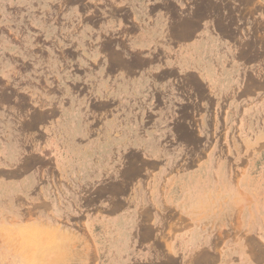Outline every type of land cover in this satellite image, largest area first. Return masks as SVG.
<instances>
[{"label":"snow or ice","instance_id":"obj_1","mask_svg":"<svg viewBox=\"0 0 264 264\" xmlns=\"http://www.w3.org/2000/svg\"><path fill=\"white\" fill-rule=\"evenodd\" d=\"M82 3L83 0H40L36 5L38 8H54L55 11L51 15L45 12L42 24L28 25L29 35L35 32L38 39L30 38L26 43L23 40L16 41L24 49L23 55L30 58V62L22 65L23 70L13 77L17 81L22 77L26 81L30 79L32 84V91L21 89L28 92V95L21 98L22 104L16 105L20 109L22 120L34 121L33 126L38 127L47 123L48 112L51 111L53 119L62 113L71 112L79 121L75 133L76 142L71 149L76 159L70 178L80 203L75 205L77 213H68L79 219L84 218L86 211L94 214L96 211L120 210L119 193L115 190L129 174L142 173V169H137V163L143 162L140 156L145 152L149 156L157 153L158 164L170 165L171 172L179 168L182 174L187 175L185 169H196L195 159L184 161V167L181 168L179 161H183L184 157L173 151V147H179L180 142L185 140L186 128L183 125H177L174 133L165 129L169 133L167 143L148 137L145 133L147 124L135 131L139 125L141 109L149 113L152 111L149 107L152 97L145 95V92L155 89L162 93L168 102L164 111L169 113L175 110L181 93L186 98L191 88L203 86L200 78L195 75V68L183 67L185 52L196 53L189 60L191 64L211 61L217 67L220 53H227L230 64L239 62L245 68L251 64V73L256 70V65L252 64L255 58L252 41L255 39L260 48V86L264 91V0H233V7L237 9L251 7L253 10L249 13L250 16L262 14L258 29L255 26L249 27L243 14L238 17H228L223 13L219 16L214 13L205 14L199 0H172L166 30L156 32L159 39L154 45H141L127 36L123 25L108 19L110 13L105 14L103 22L93 20L92 12L84 8ZM108 4L118 7L116 0H108ZM88 7L98 12L105 7V3L104 0H89ZM157 7L164 5L157 4ZM168 11L165 8V13ZM153 14L155 15V9ZM160 19L161 16L156 17L157 25ZM3 31L7 33V28H3ZM120 37L123 39H119ZM165 44H170L166 50L167 57L161 54L165 51ZM153 47H159L161 53L153 52ZM65 50L67 55L64 54ZM158 55L159 63L155 59ZM8 59L12 62L4 66L3 71L7 75L0 77V85L8 76H12L16 70L15 65L20 63L19 60ZM32 62L36 64L35 69L32 68ZM168 68L172 71L162 72V69ZM26 72L30 75L25 76ZM169 75L176 79L168 80ZM124 83L129 85L127 93L115 89L117 84ZM106 85H110L112 90ZM8 103H11L10 99L4 101L5 106ZM114 103L121 105L116 112L119 121L114 126L112 139L107 143L105 152L100 154V160L97 161L94 147L85 153L83 147L77 148L75 145H89L92 140L105 143L106 129L113 117L109 109ZM90 109L96 110L95 117ZM117 127L122 130L119 136L115 134ZM134 131L135 134H131ZM32 143L34 140L30 137V153L34 155L10 149L3 156L4 162L0 163V188L11 184L16 175L13 169L22 168L28 174L35 172V183L30 181L19 184L11 198H5L2 202L0 250L25 252L30 257L25 264H73V260L66 257L82 238L72 233L65 234L62 228L57 227L67 224L64 215L57 216L55 211L49 212L54 206L61 205L62 197L58 199L57 193H63L62 186L67 185L68 180L61 177L58 171L41 176L34 160L42 157L43 152L39 147L31 149ZM253 150L264 153V139L254 149H250L249 154ZM169 153L170 156L167 155ZM10 159L11 166L8 163ZM245 163L246 157L242 159L240 167L243 168ZM85 172L87 176L80 179ZM241 174L240 171L233 174V188L236 187L238 177H241L242 182L247 179ZM261 185L264 186V176L261 177ZM41 186L44 191H41ZM113 194L117 196L116 200L112 199ZM85 195L95 198L82 199ZM171 208L172 202L165 199L163 188L158 200H147L142 213V223L147 225L144 229L145 239L151 240L157 229L166 231L169 219L166 213ZM176 214L171 219H175ZM260 224L259 230L255 225L246 222L241 224L238 235L243 237L242 240L235 238V215L233 224L229 226L233 232V243L237 247L243 245L250 256L247 264H264V218ZM206 249L207 245L185 248V255L174 253L177 258L169 257L167 264H181V259L184 264H207L204 259ZM41 254H51L57 258L39 259ZM233 255L238 257L237 253Z\"/></svg>","mask_w":264,"mask_h":264},{"label":"rangeland","instance_id":"obj_2","mask_svg":"<svg viewBox=\"0 0 264 264\" xmlns=\"http://www.w3.org/2000/svg\"><path fill=\"white\" fill-rule=\"evenodd\" d=\"M38 3H40V0H35V2L34 0H27V2L25 0H0V77L7 75L3 68L6 64H11L12 61L8 58L20 61V63L15 65L16 70L12 76H8L7 80L0 85V98H3L1 101L4 103V101L11 100V103H8L7 106L3 104L0 108V163L4 162L3 156L8 154L10 149L22 151L25 155H34V153H30L29 138L31 137L34 140V143L31 144V149L39 147L40 151L43 152L42 157H36L34 160L35 167L40 171L41 176H47L58 171L61 177L68 180V184L62 186L64 189L63 193H57L58 199L62 197L61 205L54 206L49 212L55 211L57 216L64 215L67 224L57 225V227L62 228L65 234L72 233L76 237L82 238L80 243L74 246L66 257L67 259H72L73 264H150V262L151 264H167L169 257L175 259L172 254L174 255L177 251H183L182 253L185 255V248L200 247L197 244H188L186 242L177 244L169 242H138L132 239L131 235L124 237L121 232L113 231V228H115L113 221L116 216L122 213H130L129 218L135 225L137 224L139 227L145 225L142 223V213L147 201L144 188L150 181L149 172H171L170 165L166 166V164L151 162L150 158L152 157H149L147 152L140 156V160L143 162L137 163V169H142L143 174H129L126 179L121 181L120 187L115 190V192L119 193V211H96L94 214L86 211L83 219H79L76 215H68V213H77L75 205L80 203L76 198L77 192L73 180L70 178L74 171L73 162L76 159L71 149L76 142L75 133L78 130L79 121L74 118L71 112L62 113L53 119V113L49 111L47 123L33 128L35 122L22 120L20 118V109L16 106L17 104H22L23 100L21 98L28 95V92L21 91L22 88L32 91L30 79L26 81L22 77L17 81L13 78L23 70L22 65L30 62V58L23 55L24 49L16 41L23 40L26 43L30 38L38 39V34L35 32H31L29 35L28 25L37 26L42 24L45 12L51 15L55 11L54 8H38L36 6ZM104 3L105 7L100 8L98 12L88 7L89 0H83L82 6L92 12V18H95L97 13L100 14L104 9L111 6L108 4V0H104ZM252 10L251 7H243L239 13H233L231 17H238L243 14L248 26H255L258 29L262 14L250 16L249 13ZM225 16L229 17L228 13ZM3 28H7V33L3 31ZM113 39L117 38L113 37ZM119 39H123V37ZM252 44L254 53L255 39H253ZM152 51L160 53L161 49L153 47ZM18 53L20 54L19 56L17 55ZM64 54L67 55V50H65ZM155 58L158 59L160 56L158 55ZM35 67L36 64L32 62V68L35 69ZM24 75L29 76L30 73L26 72ZM255 86L257 85L254 81L249 80L246 89L250 91ZM195 89V93L194 87L190 89V94L186 96L183 103L184 107L179 116L181 122H184L191 130V133L186 132V141L194 145L195 142L202 140L201 142L205 146L206 153L203 151L199 157L192 158L196 161L199 158L203 159V161H197L196 169L194 170L208 171L212 175H222L227 172L230 174V179H228L230 184L233 174L237 171L242 173V177L247 178L243 182L241 177L237 178L236 187L233 188L231 186L232 196L228 200H224V195L218 193L217 202H219V208L216 207L218 211L215 217L216 221L220 222V226L216 233L217 240L212 246L216 257H221L220 261H223L226 256L225 260H229L228 255L230 252L227 255L226 253L228 249L233 251L232 245L234 243L233 232L230 230L229 233L227 230L233 224V216L235 215L236 240H239L238 232L241 224L246 222L255 225L258 230L261 227L260 221L262 218L259 217L257 219L255 216L256 212H249L247 219V210L262 206V216L264 218V186L261 185V177L264 176V153L253 150L249 154V150L254 149V146L264 139V91L260 90L257 92V95L260 96L259 98L246 100L244 98H233L227 101L224 98H219L217 93L212 92L210 93L212 95H210V91L204 97L199 87ZM151 97L149 107L152 108V111L149 113L141 109L139 125L135 131H138L140 126L147 124L146 135L159 141L167 137L169 133H173L170 130L169 133H166L165 130H161L163 129L161 126L172 124L178 114L171 115L160 112L163 106L160 105L161 102L162 104L166 102V98L162 93L155 90ZM120 107L121 105L114 103L109 109L112 111L113 117L111 123L107 126L104 144H101L99 140H92L89 145L80 146L76 144L75 146L77 148L83 147L85 153L90 152V149L94 147L97 161H99L100 154L105 152L107 143L111 141L112 124H117L119 121V116L116 115V112ZM90 110L93 117H95L96 110ZM149 121L151 122L149 123ZM54 122L62 125V132L66 134L65 141L60 142V144H58L59 142L53 144L51 140L54 137L53 128H50L49 125L47 126V124ZM58 129L59 126L57 127ZM135 131L133 134H135ZM57 133L55 131V134ZM190 149L194 151L192 147ZM53 154L55 155L53 156ZM214 154H219L220 156L217 161L212 159L213 161L209 162V156L207 155ZM245 157L247 158V163L241 168L242 159ZM8 163L10 166L12 165L11 159ZM157 164L158 166H156ZM180 165L183 168L184 162L180 163ZM13 170L16 175L11 184L0 188V210H2V202L5 198H11L15 191L18 190L19 184H27L30 181L35 183V172L28 174L22 168ZM80 170L84 171L83 168ZM194 170L185 169V172ZM177 172H181L179 168L172 173L175 174ZM86 176L87 172L80 179H84ZM134 176L136 179H133ZM44 190V187L41 186V191ZM90 198L94 199L95 197ZM90 198L86 195L82 197L85 200ZM112 199L116 200L117 196L113 194ZM102 202L106 203L107 201ZM229 205L232 209L231 216H228L229 209L227 208L224 216V207ZM83 206L81 205V207ZM168 214L169 224H171L173 221L171 216L175 212L171 210ZM256 214L258 215V213ZM225 219L226 222H231L226 228L224 227ZM133 231L131 230V233ZM226 233L231 235L230 241L225 237ZM143 251H145L144 254ZM141 257L145 258L141 259ZM56 258V256L51 254H41L39 257V259L43 260ZM28 259L30 257L19 250L10 252L0 250V264H25ZM204 259L207 262L212 260L206 253ZM181 264H184L183 259ZM230 264H233V261Z\"/></svg>","mask_w":264,"mask_h":264},{"label":"crops","instance_id":"obj_3","mask_svg":"<svg viewBox=\"0 0 264 264\" xmlns=\"http://www.w3.org/2000/svg\"><path fill=\"white\" fill-rule=\"evenodd\" d=\"M199 3L203 13H214L217 16H219L221 13H223L224 15L228 13L229 17H231L233 13H239L243 8L241 7L237 9L233 7V0H199ZM116 4L118 5V7H107L100 14L97 13L96 17L92 19H98L103 22V20L105 19V14L110 13L108 19L116 20L118 24L123 25V29L126 30L125 34L141 45H154L155 41L159 39V37L156 35V32L158 30L161 32L166 30L168 21L171 16L172 0H116ZM157 4H163L164 7H157ZM165 8L169 9L167 13H165ZM153 9H155V15L153 14ZM157 16H161L158 25L155 23ZM217 31L219 30L217 29ZM169 47L170 44H165L163 46L165 51L163 53H161L160 51V53L167 57L168 53L166 50ZM195 55L196 53L194 52H185L183 54L185 60L183 67L195 68V75L200 78L201 83L203 84V86L199 88L202 91L204 97H206L205 94L209 91V94L212 92L217 93L219 98H224V100L227 101L233 98H244L246 100L260 97L259 95H257V92L261 90V57L259 45L255 44V51L253 53V56L255 58L252 60V64L256 65V70L251 73L249 71V69H251L252 67L251 64L248 65L247 68L241 66L239 62H233L230 64L227 53H220V59L218 61L219 67H217V65L215 63H212L211 61H201L196 64L189 63L191 57ZM159 59L160 58L156 59L158 63ZM166 62L171 63L170 60H166ZM170 71H172V69L168 68L163 70L162 72L166 73ZM167 79L175 80L176 77L169 75L167 76ZM249 80L254 81V83L257 85L250 91L246 89ZM106 86L109 87L110 90H112L110 85ZM195 88L196 87H194V93L196 91ZM115 89L122 90L123 93H127L129 91V85L128 83L117 84L115 86ZM177 91L179 90L177 89ZM154 92L155 89H152L149 92H145V95L152 96ZM188 94H190V92H188ZM122 99L123 98L121 97V100ZM184 101L185 94L181 93L178 97V103L175 110L166 113L171 115L178 114V117L174 119V122L172 124L161 126V128H163H160L161 130L168 129L170 130V132L172 131L174 133L177 125H183L186 128V132L191 133L190 128L179 119L180 113L184 107ZM3 104L4 103L0 100V108L3 106ZM160 105H163L160 109V112L165 113L164 109L168 106V102L166 101L164 104H162L161 102ZM117 124L113 123L111 126V139L114 131V126H116ZM48 125L50 128H53L54 137L51 138L53 144L58 142V144H60V142L65 141L66 134L62 132V125H58L56 122L47 124V126ZM58 126L59 129L57 130ZM55 131H57L58 133L55 134ZM121 131L122 130L117 127L115 129V134L119 136ZM163 141L167 143V137H165ZM201 141L202 140H199L193 145L186 141L185 136V140L180 142L179 147H173V151L176 152L177 155H183L184 157V160L179 161V163L191 160L193 157H199L200 153L203 151L206 153V150L204 148L205 146H203ZM191 147L194 149V151H191ZM167 155L170 156L171 154L169 153ZM207 156H209L208 161L210 162L213 160L217 161L220 155L214 154ZM149 157H152L150 158L151 162H158L157 153H152V155ZM198 160L199 162L203 161V159L200 158ZM186 173L187 175L182 174L181 172H177L175 174H173L172 172H149L148 177L150 178V181L144 188L145 199L158 200L161 195V188H163L165 199L171 200L172 202L171 210L175 212V214L178 213L176 214L175 219H173L171 224H169L170 219H168L166 231L161 232L159 229H157V232L153 235L152 239L147 240L144 238V229L147 225H144L142 227L137 226V224L135 225L129 218L130 213H122L116 216L113 221V223L115 224V228H113V231L115 230L121 232L124 237L131 235L132 239H135L138 242H169L175 244L186 242L188 244H197V246L207 245L205 253L212 258V260L207 262V264H230L232 261L233 264H247L250 256L248 255V253H246L243 245L237 247L235 244H233V251L228 249L226 253L227 255L230 252V254L228 255L229 260H225L227 257L226 256L223 260L224 262L220 261L221 257L216 260V253L212 246V244L217 240L216 233L217 229L220 226V222L216 221L215 217L218 211L216 207L219 208V202H217L218 193H222V195H224V200H228L232 196V187L228 182V179H230V174L224 172V174L222 175H212L208 171L204 170H194ZM133 179H136V177L134 176ZM213 180H215V183H213ZM229 202H231V200H229ZM226 208L229 209L228 216H231L232 209L230 205L224 207V216L227 212ZM246 212V218L249 216V212L258 213V215L255 213L257 219L259 217L263 218L262 206H256L252 210H247ZM166 215L169 216L168 213H166ZM228 224L230 225L231 222L228 223L225 219L224 227L226 228L227 226H229ZM131 230L134 231L131 233ZM227 231L230 233V229ZM225 237L228 238V241L231 240L230 234L227 233ZM242 239L243 237L239 236V240ZM221 242L223 241L221 240ZM144 252L145 251H143V254ZM182 252L183 251H177V253H179L181 256L184 255ZM233 253H237L238 257L234 256ZM173 256L177 258L172 254V257Z\"/></svg>","mask_w":264,"mask_h":264}]
</instances>
